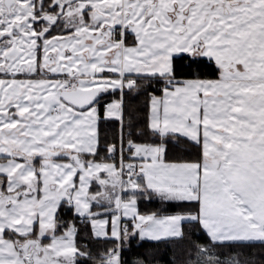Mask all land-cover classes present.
<instances>
[{"label": "snow or ice", "instance_id": "obj_1", "mask_svg": "<svg viewBox=\"0 0 264 264\" xmlns=\"http://www.w3.org/2000/svg\"><path fill=\"white\" fill-rule=\"evenodd\" d=\"M0 264H264V0H0Z\"/></svg>", "mask_w": 264, "mask_h": 264}, {"label": "trees", "instance_id": "obj_2", "mask_svg": "<svg viewBox=\"0 0 264 264\" xmlns=\"http://www.w3.org/2000/svg\"><path fill=\"white\" fill-rule=\"evenodd\" d=\"M186 63V62H185ZM112 127H115L114 125ZM107 131L110 132L111 129H106ZM160 205L158 202H144L142 205H141V208L143 210H156L157 208H159Z\"/></svg>", "mask_w": 264, "mask_h": 264}]
</instances>
